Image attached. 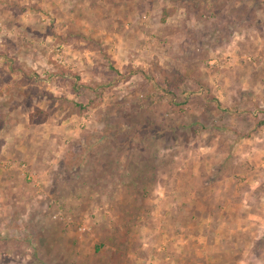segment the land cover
I'll list each match as a JSON object with an SVG mask.
<instances>
[{"label": "rangeland", "instance_id": "rangeland-1", "mask_svg": "<svg viewBox=\"0 0 264 264\" xmlns=\"http://www.w3.org/2000/svg\"><path fill=\"white\" fill-rule=\"evenodd\" d=\"M0 264H264V0H0Z\"/></svg>", "mask_w": 264, "mask_h": 264}, {"label": "trees", "instance_id": "trees-1", "mask_svg": "<svg viewBox=\"0 0 264 264\" xmlns=\"http://www.w3.org/2000/svg\"><path fill=\"white\" fill-rule=\"evenodd\" d=\"M179 75V74H177ZM182 78H180L181 80ZM178 80V76H176V78L170 79V78H166V90H168V92L171 93H175V91L177 90V88L181 87L180 81Z\"/></svg>", "mask_w": 264, "mask_h": 264}, {"label": "crops", "instance_id": "crops-1", "mask_svg": "<svg viewBox=\"0 0 264 264\" xmlns=\"http://www.w3.org/2000/svg\"><path fill=\"white\" fill-rule=\"evenodd\" d=\"M225 209H226V208H224L223 210H225ZM224 228H225V227H224ZM219 242H220V241H219ZM219 242H218V243H219Z\"/></svg>", "mask_w": 264, "mask_h": 264}]
</instances>
